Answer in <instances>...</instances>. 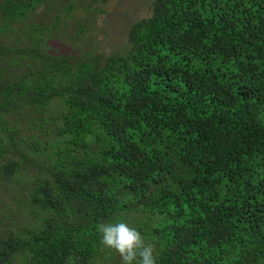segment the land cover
Listing matches in <instances>:
<instances>
[{"label": "trees", "instance_id": "obj_1", "mask_svg": "<svg viewBox=\"0 0 264 264\" xmlns=\"http://www.w3.org/2000/svg\"><path fill=\"white\" fill-rule=\"evenodd\" d=\"M104 4L0 0V264H121L117 222L157 264H264V0H153L77 49Z\"/></svg>", "mask_w": 264, "mask_h": 264}, {"label": "rangeland", "instance_id": "obj_2", "mask_svg": "<svg viewBox=\"0 0 264 264\" xmlns=\"http://www.w3.org/2000/svg\"><path fill=\"white\" fill-rule=\"evenodd\" d=\"M152 2L153 0H105V12L97 15L95 25L93 27L89 25L87 33L76 43V48L104 54L121 49L127 43L131 26L143 16L148 15ZM52 46L60 52L74 50L72 46H66L59 41L54 42ZM4 191L1 195L6 199V204L15 206L16 202H13L12 196ZM23 221L12 220L11 223ZM5 223L8 224L0 220V229Z\"/></svg>", "mask_w": 264, "mask_h": 264}, {"label": "clouds", "instance_id": "obj_3", "mask_svg": "<svg viewBox=\"0 0 264 264\" xmlns=\"http://www.w3.org/2000/svg\"><path fill=\"white\" fill-rule=\"evenodd\" d=\"M102 244L119 254L121 264H157L155 247L125 222L101 223Z\"/></svg>", "mask_w": 264, "mask_h": 264}]
</instances>
